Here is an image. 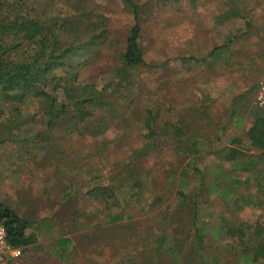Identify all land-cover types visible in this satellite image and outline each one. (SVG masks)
<instances>
[{
	"label": "rangeland",
	"instance_id": "obj_1",
	"mask_svg": "<svg viewBox=\"0 0 264 264\" xmlns=\"http://www.w3.org/2000/svg\"><path fill=\"white\" fill-rule=\"evenodd\" d=\"M132 1L141 7L139 41L147 63L135 72L137 82L173 109L169 116H202L197 124L210 132L218 124L216 149L243 137L246 157L234 164L202 155L196 163H181L173 143H161L139 168L145 171L143 194L118 187L119 178L114 191L120 207L109 208L88 192L100 184L98 174L115 177L121 154L112 148L110 159H90V145L98 140H62L63 134L54 132L52 143L44 141L34 116L18 117V135L5 143L0 136V201L34 223L30 233L36 243L19 260L6 258L4 264H241L264 244V152L251 148L245 137L264 82V0ZM30 5L58 6L71 17L85 11L86 27L100 21L107 42L93 48L94 62L82 65L79 80L99 88L111 81L134 25L126 3L31 0ZM234 12L238 16L222 21ZM84 54L75 63L85 64ZM236 113L243 117L239 126ZM189 162L200 171L211 169L203 181L184 169ZM251 162L245 171L242 166ZM65 164L79 170L71 173ZM175 168L170 181L167 170ZM194 201L201 214L197 226ZM257 264H264V257Z\"/></svg>",
	"mask_w": 264,
	"mask_h": 264
},
{
	"label": "trees",
	"instance_id": "obj_2",
	"mask_svg": "<svg viewBox=\"0 0 264 264\" xmlns=\"http://www.w3.org/2000/svg\"><path fill=\"white\" fill-rule=\"evenodd\" d=\"M122 1L131 8L134 25L126 40L120 68L113 71L108 84L99 88L97 84L81 82L79 75L82 65L94 62V47L107 42L105 36L108 31L100 21L86 27L82 22L85 11H79L71 17L69 12L58 6L42 10L31 6V0H0L2 143L18 135L19 124L15 123L18 117L29 119L34 116V122L43 129L41 136L45 135L44 141L52 143L49 134L54 132L63 134L62 140L74 137L98 140L90 145V159L108 160L114 148L123 158H120L115 177L98 174L95 179L100 184L88 192V196L101 199L109 208L120 207L114 191L119 178L118 187H131L138 197L143 194L142 191L147 187L143 180L145 171L139 168L146 157L158 152L161 143L172 142L177 156L183 159L181 163L187 159L196 163L202 155L204 158L214 157L224 163L234 164L246 157V153L240 149L243 137L231 138L229 146L216 149L214 142L221 141L218 124L210 132L205 127L204 130L200 129L198 119L202 116H169L173 109L156 98L144 84L137 82L135 72L147 67L139 41L142 34L141 7L132 0ZM231 16L238 14L225 15L222 21L229 20ZM225 49V46L217 48L214 53ZM84 51L86 63H75ZM249 114L253 124L245 137L251 148L264 152V109L254 106L250 108ZM203 117L209 121V125L213 123L209 116ZM235 117L241 118L237 123L239 126L243 117L237 113ZM111 132L114 133L113 138L106 140ZM214 133L216 136L212 139ZM55 152L57 154L58 150ZM118 161L119 157L115 159L116 163ZM193 162H189L184 169H193L203 181L206 172L211 169L200 171ZM250 164L242 166L245 171L254 166L252 162ZM65 167L71 173L79 170L73 165ZM177 170H167L170 181L175 180ZM214 173L217 174L216 171ZM180 186H187V183L181 182ZM232 191H224L221 195L229 196ZM156 201L160 202L158 199ZM189 201L192 202L191 197ZM192 205L193 223L197 226L201 214L197 211L195 201ZM0 223L6 228L7 242L12 248L21 249L23 253L36 243L35 236L30 233L34 223L24 219L3 201H0ZM251 251L253 257L246 255L241 264H257L264 257V244H259Z\"/></svg>",
	"mask_w": 264,
	"mask_h": 264
},
{
	"label": "built area",
	"instance_id": "obj_3",
	"mask_svg": "<svg viewBox=\"0 0 264 264\" xmlns=\"http://www.w3.org/2000/svg\"><path fill=\"white\" fill-rule=\"evenodd\" d=\"M255 104L264 109V82L260 84ZM22 250L12 248L7 242V231L3 224L0 223V264H4L3 260L11 258L15 261L22 257Z\"/></svg>",
	"mask_w": 264,
	"mask_h": 264
}]
</instances>
